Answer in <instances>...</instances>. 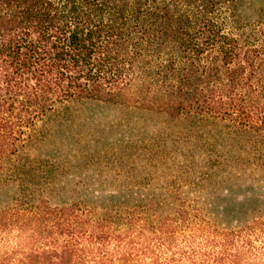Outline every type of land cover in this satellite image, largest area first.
<instances>
[{"label": "trees", "instance_id": "16d2710c", "mask_svg": "<svg viewBox=\"0 0 264 264\" xmlns=\"http://www.w3.org/2000/svg\"><path fill=\"white\" fill-rule=\"evenodd\" d=\"M81 98L209 116L264 156V0H0V264H264V184L224 163L53 203L23 150Z\"/></svg>", "mask_w": 264, "mask_h": 264}, {"label": "rangeland", "instance_id": "374dc122", "mask_svg": "<svg viewBox=\"0 0 264 264\" xmlns=\"http://www.w3.org/2000/svg\"><path fill=\"white\" fill-rule=\"evenodd\" d=\"M31 135L23 150L31 162L26 170L56 204L59 198L96 201L89 197L93 191L144 186L135 181L145 177L153 180H147L153 188L164 184L168 174L188 168L219 176L222 163L238 188L264 184V156L251 148L260 137L255 132L240 135L200 114L176 116L124 99L81 98L56 103L37 120ZM244 142L248 144L241 150ZM13 185L2 189L0 205L17 187ZM201 185L206 189L209 183Z\"/></svg>", "mask_w": 264, "mask_h": 264}]
</instances>
